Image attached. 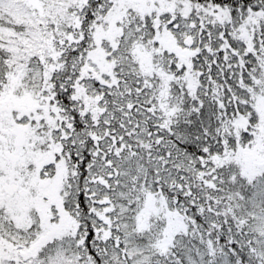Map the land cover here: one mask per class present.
<instances>
[{"label": "snow or ice", "instance_id": "6c2138e0", "mask_svg": "<svg viewBox=\"0 0 264 264\" xmlns=\"http://www.w3.org/2000/svg\"><path fill=\"white\" fill-rule=\"evenodd\" d=\"M0 264H264V0H0Z\"/></svg>", "mask_w": 264, "mask_h": 264}]
</instances>
